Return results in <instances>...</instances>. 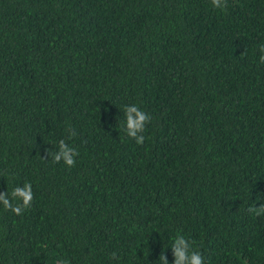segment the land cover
Returning <instances> with one entry per match:
<instances>
[{
    "label": "trees",
    "instance_id": "trees-1",
    "mask_svg": "<svg viewBox=\"0 0 264 264\" xmlns=\"http://www.w3.org/2000/svg\"><path fill=\"white\" fill-rule=\"evenodd\" d=\"M261 45L264 0H0V193H34L0 205V264H174L177 235L264 264Z\"/></svg>",
    "mask_w": 264,
    "mask_h": 264
},
{
    "label": "clouds",
    "instance_id": "clouds-1",
    "mask_svg": "<svg viewBox=\"0 0 264 264\" xmlns=\"http://www.w3.org/2000/svg\"><path fill=\"white\" fill-rule=\"evenodd\" d=\"M227 0H211V4L214 8L224 10ZM261 53L259 57V63L264 64V45L259 47ZM124 122L123 130L126 136L130 139H134L137 145H142L145 141L143 135L146 124L151 122L150 114L143 111L138 105L131 104L126 105L123 108ZM75 133H72L74 135ZM79 155L78 150L70 146L64 139L58 142V151L53 154V160L55 162L63 161L64 165L71 168L75 165V157ZM34 193L32 191V185L29 182H25L23 186H16L12 189L11 193H0V205L5 210H10L15 215H20L22 212L31 207ZM15 201V203H14ZM248 211L255 216L264 215V203H261L259 207L250 206ZM173 253L174 264H205L204 257L193 246V242L185 238L183 235H177L171 245ZM113 257L115 254L113 253ZM160 264H168V261L161 252L159 256ZM57 264H69V261L61 259Z\"/></svg>",
    "mask_w": 264,
    "mask_h": 264
}]
</instances>
